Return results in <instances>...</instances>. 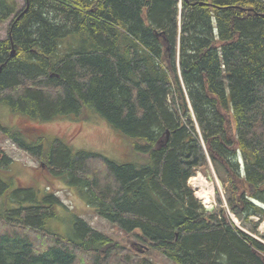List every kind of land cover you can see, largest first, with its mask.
I'll return each instance as SVG.
<instances>
[{
	"label": "trees",
	"instance_id": "1",
	"mask_svg": "<svg viewBox=\"0 0 264 264\" xmlns=\"http://www.w3.org/2000/svg\"><path fill=\"white\" fill-rule=\"evenodd\" d=\"M23 1L0 0V107L23 124L0 131L146 250L79 217L51 231L60 198L4 176L0 149V264H264V0ZM89 112L136 162L32 125ZM200 173L221 184L211 211Z\"/></svg>",
	"mask_w": 264,
	"mask_h": 264
},
{
	"label": "rangeland",
	"instance_id": "2",
	"mask_svg": "<svg viewBox=\"0 0 264 264\" xmlns=\"http://www.w3.org/2000/svg\"><path fill=\"white\" fill-rule=\"evenodd\" d=\"M14 1L19 4V8L24 6L23 0ZM11 20L12 19L0 25V40H5L7 38ZM89 113L90 114L86 119L79 122L71 121L69 119H59L46 123H34L32 125L42 127L48 137L57 136L61 139L71 140L69 141V145L73 151H92L118 163L136 162L135 157L137 154L131 149V143L119 135L104 118L92 114L91 112ZM19 122V118L12 116V112L8 107H0V124L3 127H18L20 124ZM20 125L23 124L21 123ZM0 149L13 159V164L7 172L3 173L4 176L12 175L17 184L19 182L23 185L32 183L36 187L38 186L46 191H52L60 198L63 206H59L57 209V217L49 221V228L51 231L66 237H73L74 219L75 217H79L87 221L97 231L117 239L131 248L134 247V250L135 248L136 250L138 248L139 251L144 254L146 250L144 248V243L140 242L135 237L125 234L117 226L113 225L106 219L99 217L94 209L83 200L76 190L68 187L61 180L51 176L48 170L42 168L41 165L29 154L18 149L10 139L4 137L1 131ZM241 165L243 166L242 162ZM195 178H203L201 180L195 179L193 182L205 180L204 182L206 183L207 188L208 185L210 187L209 192H211V189L213 188V196H211L210 202L206 203V199L202 196L200 197L202 191L201 188H205L206 186L197 188L192 186L194 185L193 182L189 181V185L195 190L196 198L203 207L208 211L213 210L216 206V188L218 187L222 192L219 180H217L215 175L207 178L201 173ZM230 218L235 224L241 226V222L236 216L230 214ZM260 230L262 233L264 232V225L260 227ZM142 246L143 248H141ZM152 260L155 264H175L160 253H155Z\"/></svg>",
	"mask_w": 264,
	"mask_h": 264
},
{
	"label": "bare ground",
	"instance_id": "3",
	"mask_svg": "<svg viewBox=\"0 0 264 264\" xmlns=\"http://www.w3.org/2000/svg\"><path fill=\"white\" fill-rule=\"evenodd\" d=\"M205 180H203V181H195V182H193L194 183V185H192V186H195V187H197V188H201V186H206V183L204 182ZM194 187V188H195ZM212 187V186H211ZM201 195H200V197L202 196V197H204L205 199H206V203H209L210 202V199H211V196H213L212 194H213V188L211 189L212 191L211 192H209L210 191V187H209V185H208V188H207V186L205 187V188H201Z\"/></svg>",
	"mask_w": 264,
	"mask_h": 264
}]
</instances>
